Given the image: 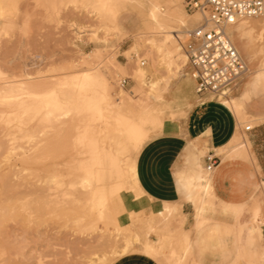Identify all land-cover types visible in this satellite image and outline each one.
<instances>
[{
    "label": "rangeland",
    "instance_id": "obj_1",
    "mask_svg": "<svg viewBox=\"0 0 264 264\" xmlns=\"http://www.w3.org/2000/svg\"><path fill=\"white\" fill-rule=\"evenodd\" d=\"M162 1L167 5L174 2ZM48 2L50 0H0V71L4 73L0 77V87L7 81H23L31 82L34 86L33 91L34 88L40 91L31 102L35 107L32 108L33 104L30 103L32 109L19 114L20 117L12 115L9 106L0 105V264H41V261L44 264H104L105 257L109 255V247L117 242L112 243V236L122 235L115 231L116 228L128 229L132 224L130 217L133 211L142 212L147 209L144 221L138 223L136 227L145 233L155 227V231L148 236L151 237L149 240L161 242L164 232L167 233V230L164 231L167 228L164 219L157 218L155 220L157 224L151 223L152 227L146 223L150 208L156 207L152 200L138 204L121 192L119 197L125 205L122 204L123 210L119 215H114L112 190L116 186L121 188L127 186L129 180L126 170L127 156L124 154L118 157L114 171L106 178H102L99 164L101 145L99 131L113 116L102 109V102L98 97L101 85L94 76L99 72L108 79V75L105 74L107 65L101 58L87 59L89 56L86 54L99 50L102 56L103 50L111 46L112 40H116L121 46L128 43L129 33L138 32L141 21L137 10L132 8L121 12L114 21L101 19L102 11H97L95 17L86 13L92 20L89 26L105 32L111 39L106 45L103 43L105 37L101 36L94 46H81L75 41L70 42L64 29L58 32L54 25L46 23L48 11L37 8L36 5ZM91 2L95 3L97 0ZM166 8L173 16V10L168 6ZM187 16L193 17L188 13ZM199 21L188 19L184 25L171 23V29L180 32L179 36L182 39L175 38L174 43L166 45V51L179 50L178 43L183 46L186 42L182 31ZM113 24L119 27V33L107 32ZM251 26L256 31L263 30L258 18L251 19ZM146 42L147 37L141 41V51L145 55H150V58L159 57V51L149 49ZM236 44L249 63L251 71L256 69L264 59V42L255 40L251 44L255 52L251 61L245 51V41L238 40ZM123 50L127 51L126 48ZM182 52L185 53L184 46ZM171 64V73L165 72V75L160 77L161 81L166 77L168 81L179 68L185 73L188 71L187 59H180L179 55L172 59ZM84 72L91 74L90 80L80 82L79 78L77 80L74 78ZM165 84H158L157 87ZM140 86L131 79V86L124 90L135 102L147 103L149 99L144 94V89L139 90ZM119 90L122 92L120 86ZM65 92L74 93V98L62 100V104L60 101L58 106H54L53 101ZM234 92H237V89ZM111 95L116 102L122 100V97L117 98L115 87L112 88ZM46 101L48 103L45 107ZM151 103L155 104V101ZM61 106H68L66 107L68 110ZM256 106H261L260 102L253 100V109ZM45 109L67 113H62L60 115L62 118L59 116L60 120L57 118L52 123L39 124L40 113ZM129 118H133V115ZM39 132H43V136L30 140L31 134L37 136ZM187 167L190 169L191 164ZM85 179L92 181L95 193L91 196L84 193L82 195L79 187H73V183ZM58 184L63 186L60 187ZM47 187L56 189L51 191L57 193L59 198L49 197ZM79 190L81 194L76 196L79 195ZM100 203H104V206H100ZM94 205L97 206L94 208ZM101 212L104 213V220L100 219ZM193 214L191 206L190 214H187L188 218L183 225L190 232L193 227L191 224ZM219 214L218 211L214 215L213 222L229 221ZM119 219L121 221H117ZM77 220L82 221L79 228L75 227ZM177 222L176 219L170 220V229L173 230L174 237L166 253H161L163 264H178L177 258L181 253L175 238ZM93 223L97 225L98 230H87ZM216 239V232L212 230L207 232V239L203 244L206 260L211 258L212 250L217 247ZM137 252L145 254L135 248L126 254ZM173 252L175 256L172 255ZM192 261L193 258H190L184 264H195Z\"/></svg>",
    "mask_w": 264,
    "mask_h": 264
},
{
    "label": "snow or ice",
    "instance_id": "obj_2",
    "mask_svg": "<svg viewBox=\"0 0 264 264\" xmlns=\"http://www.w3.org/2000/svg\"><path fill=\"white\" fill-rule=\"evenodd\" d=\"M209 3L215 6V15H208L206 12ZM36 7L48 11L46 23L54 25L58 32L64 29L68 40L75 41L81 46H94L101 36L105 37L103 43L106 45L111 39L105 32L89 26L92 20L86 13L95 17L97 11H102L101 19L114 21L119 14L118 10L121 9L143 10L146 7L153 9L148 22L152 25L153 35L160 41L159 57L150 58V55H145L141 51L142 31H133L129 33L128 43L121 46L116 40H112L111 46L103 50L102 56L100 52H94L87 58H101L107 65L105 74L108 75V79L99 72L94 76L103 87L106 100H111L108 93L113 87L118 93L117 98L123 97V92L119 90L122 78L132 79L143 86L144 94L149 98L147 103L141 101L150 117L147 126L143 119L135 123L129 121L135 128V135L125 148L129 180L126 187L116 186L112 190L114 215H119L123 210V201L119 197L121 192L138 204L152 200L137 179L138 165L144 175L154 178H158L163 169L169 177H175L180 198L174 203H165L162 206L157 203L155 206L163 209L158 212L160 218L176 219L183 223L185 220L183 211L190 212L191 206L195 205L197 228L201 227L200 222L209 210H219L225 219L231 221L230 224L223 226V230L229 236H236L235 249L229 251L222 243L218 244L212 250L211 258L202 259L199 264H264V220L260 221V228L257 229L255 224L259 214L256 213L251 221L253 224L251 228L247 224H241V217L254 199L255 193H264V133L255 147L250 140L251 132L256 125L264 129V68L261 69L260 75L249 83L243 94L237 91L234 93L236 98L225 94L219 96V106L228 119V131L222 140L217 137V126L212 119H206L195 131L190 129V122L194 116L216 106L217 96L207 94L203 90L192 95L187 85L184 90L177 91L179 99L171 100L170 103L155 95L157 85L167 82V77L164 81H161L160 77L165 75V72L171 73V61L179 55V50L166 51L165 46L171 44L168 27L170 23L184 25L188 19L203 20L204 23L198 25L194 35L203 36L209 41L214 35L217 44L232 51L229 49L231 36L238 31L250 29L253 17H257L264 26V0H258V3L249 0H227L222 8L219 6V0H205L204 3H196L193 0L191 5H186L184 0H174L169 5L174 15L167 20L158 17L156 5L146 6L142 0H121L118 3L111 0H97L95 3L91 0H50L48 3L37 4ZM186 9L193 13V17L187 16ZM252 9L254 10L250 11ZM165 16L167 17V13ZM205 28H208V31H204ZM107 32L119 33L120 29L113 24ZM261 36L264 38V32ZM133 41L135 43H132ZM147 43L151 48H157L155 39L148 40ZM125 48L127 51L123 50ZM232 55L235 57L236 53L232 51ZM3 75L4 73L0 71V77ZM224 79L226 81L224 86L231 83L226 74ZM153 100L155 104L151 103ZM253 100L260 102L259 111L253 109ZM49 117L51 113L46 119ZM43 134L39 132L37 136L30 137V140H36ZM176 137H179L180 147L173 149V144L177 142ZM189 164L194 166L201 180L198 186L199 195L197 188H194L187 179ZM83 184L89 185L90 179H85ZM146 213L147 209L132 212L130 217L132 224L129 228L116 229V232L122 235H117V242L109 247V255L105 257L104 264H117L118 257L134 248L144 251L153 258L149 264H163L162 243L158 240L153 244L148 239L153 230L149 229L145 233L136 227L145 219ZM100 219H105L103 212ZM111 219L112 215L109 216V220ZM81 225L82 221L75 222L76 228ZM87 230L97 231V225L93 223ZM245 231L246 240L243 239ZM172 255L175 256V252ZM41 264L44 262L41 261Z\"/></svg>",
    "mask_w": 264,
    "mask_h": 264
},
{
    "label": "bare ground",
    "instance_id": "obj_3",
    "mask_svg": "<svg viewBox=\"0 0 264 264\" xmlns=\"http://www.w3.org/2000/svg\"><path fill=\"white\" fill-rule=\"evenodd\" d=\"M111 2L118 3V2H121V0H111ZM142 2L146 6L156 5L158 8L157 15L161 19L167 20L168 18L172 17V14L166 8V6L169 7V4L168 5L164 4L162 0H142ZM2 10H4V7H2ZM125 10H127V9H121V10H118V12L120 14L121 12H123ZM152 11H153V9L151 7H146L143 10H137L138 16H139L140 21H141V24H139L140 26H138V28H139L138 32L142 31V36L147 37V41L155 39L157 41V48H155V49L158 50L159 46H160V41H159L158 37H155L153 35L152 25L148 22V17L150 16ZM165 13H167V17L165 16ZM168 27H169V36L171 37V43H174L175 38H177L176 30L171 29V23L168 25ZM262 29H263L262 32H264V26H262ZM255 31H256L255 29H249V32L239 31L241 36H244V38H245V36L248 37V53L251 57H253V55L255 54V52H253V49L251 48V44H253V42H255V40H257V41L259 40V41H261V43L264 42V38H262V36H261L262 32L256 34ZM145 37H143V38H145ZM145 44L147 45V47H149V49L153 50V48H151V46H149L147 42ZM165 47H167V46H165ZM177 47L179 49V58L184 59V60L187 59L186 54L184 52H182L183 46L181 45V43H178ZM95 52H99V50H96ZM86 55L90 56L91 54H86ZM187 67H188V64H187ZM262 68H264V59L260 62L257 69H254L251 71L250 66H249V69H248L246 76L239 83V85L237 87V91H239L242 83L245 81L244 85L240 91V93L243 94V91L248 88L249 83L260 75ZM183 71H182V68H179L175 72V74L172 75L171 78L166 82L165 86H162V87L158 86L157 87L155 95L160 96L161 98H163L164 100H166L170 103L171 100L179 99V97L176 95V93H177V91L184 90L186 85L189 86V90L191 91V94L194 95L193 86H192L193 85L192 79H191L190 75L188 74V71H187V73H185ZM248 76H252V77H251V79L246 80L248 78ZM74 78L76 80L79 78L80 82L81 81H88L91 78V74L84 72V73H82L81 76H75ZM194 83H195V81H194ZM32 86L33 85L31 84V82L30 83L29 82L26 83L23 81H7V82H5L0 87V105H6L7 107L9 106L11 109L10 113L12 115H15V116H19V114L28 112V109L31 110L32 108L35 107V104L31 103V102L33 101L32 99H35L37 94L39 95V93H37V92H40V91H37L36 88H34V91H33ZM100 88L101 89L98 92V97L100 98V100L102 102V109L108 115L113 116V118H111L109 121H107L100 128V131H99V141L101 143V145L99 144L100 145L99 146L100 171H101L102 178H106V177H109V175L114 171V167L117 165L118 157L125 154V148H126L127 143L135 135V128L133 127L132 124L129 123V121H132L133 123H135V122L143 119V121L145 122V125L147 126V124L150 121V117H149L148 113L144 110L145 105H143L141 103V101L135 102L132 97L127 96V93L123 88L120 87L122 89L121 91L124 93L122 100L120 102L114 101V99H113L114 96L112 97L111 91L108 93L111 100L110 101L106 100L104 89L101 86H100ZM143 89H144L143 86H140L139 90L142 91ZM35 90H36V92H35ZM234 93H236V92L229 90L227 92V95H232L233 98H236ZM22 95H24V96H22ZM74 95H75L74 93H70V92L61 93L60 95L57 96L56 100H54L52 104L54 106H58L60 104L59 103L60 101L62 104L63 103L62 100H70V99L72 100L74 98ZM30 103L33 104V107L31 106ZM47 103H48V101L45 102V107H46ZM30 107H32V108L30 109ZM63 107L66 108L68 106H63ZM41 108L42 107H40V109ZM66 110H68V109L66 108ZM1 112L3 113L5 111H1ZM49 113H51V117L46 119V117H48ZM62 113L63 112H60L56 109H45V111L44 110L41 111L38 122H40L39 124L46 123V122L52 123V122H54V120L56 121V119L59 118V116ZM64 113H67V112H64ZM114 115H116V116L114 117ZM130 115H133V118L130 119L129 118ZM22 118H23V116H22ZM59 120H60V118H59ZM41 127H44V126L42 125ZM46 127H48V126H46ZM32 136H34V134H31L30 137H32ZM83 181L84 180H79L78 182L73 183V185H75V188L79 187V189L82 191V195H83V193L85 195H90V196H91V194H94L95 192L92 189V181H90L89 185H84ZM200 183H201V180H200L199 175L197 174V183L194 186V188H197V195H199L198 186L200 185ZM40 190H37V191H40ZM51 190L55 191L56 189L53 190V189H49L48 187L46 188L47 195H49V197H52V198L57 197V193H55V192L52 193ZM80 190H79V195H76V196H80V194H81ZM56 192H58V191H56ZM58 194H59V192H58ZM64 194L67 195L66 193H64ZM57 198H59V197H57ZM261 199H263V198H261ZM165 203H169V202H162L161 206ZM100 204H99L100 206H104V203H100ZM260 204L261 203L258 201V203L255 204L256 206L254 205L255 207H253L254 209H252L253 212H252V215L250 216V218H245L246 215L244 216V214H245V212H244L243 216L241 217V224H247L248 227L251 228L253 226L251 221L254 219V214L258 213L259 217H258V219H256L255 226L257 227V229L260 228V221L264 220V218H261V216L263 214L261 215V213H260V211H261ZM96 206L97 205H94L93 207L95 208ZM193 206H194V221H195L194 229H193L194 231L200 230L202 227L207 225L214 218V215L216 213H218V211H219V210H216V211L209 210L203 217V221H206V223L201 221L200 222L201 227L197 228L196 226H197L198 221L196 219V207H195V205H193ZM162 210H163L162 207L161 208H157V207L150 208L149 216H148L149 218L147 217L148 220L146 223L151 225V223L154 222V224H155L156 223L155 220L157 218L164 219L167 222V223H165V224H167V228L164 230V231L167 230L166 231L167 236L164 232V235L162 236V241H161L162 246H163L162 253H164V252L166 253V250L169 247V244L171 242V239L174 237L173 236L174 234L172 233L173 230L170 229V220L171 219L160 218L158 216V212L162 211ZM182 215L185 217L184 222L180 223L178 221L177 222L178 225L176 226L177 227V229H176L177 233H176L175 238H176V242L178 245V249L181 253V255L178 256V258H177V262H178V264H184V262L186 263V261L188 259L193 258L194 263L199 264V260L195 257L194 252H193L191 232L183 227L187 216L184 212L182 213ZM117 221H121V219H119ZM113 222H114V220H113ZM114 223H116V222H114ZM160 223H159V225H160ZM230 223H231V221H230ZM116 224H118V223H116ZM143 224H144V222H143ZM148 224H147V226H148ZM145 225H144V227H145ZM159 225H158V227H159ZM147 226L145 227L146 229H147ZM140 227H141V225H140ZM151 227H152V225H151ZM153 230L155 231V227H153ZM158 230L160 233L161 229L159 228ZM147 232H148V230H147ZM108 235H110V234H108ZM117 235H119V234H115L113 236L110 235V236H112V239H111L112 243H113V241H116ZM233 236H234V242L236 243V236L235 235H233ZM150 238L151 237H149L148 239H150ZM243 239H245V240L247 239V231H245V235H244ZM108 242L110 243V241H108ZM115 243H113V244H115ZM151 243L156 244V242H154V241H151ZM166 256H167V254H166Z\"/></svg>",
    "mask_w": 264,
    "mask_h": 264
},
{
    "label": "crops",
    "instance_id": "obj_4",
    "mask_svg": "<svg viewBox=\"0 0 264 264\" xmlns=\"http://www.w3.org/2000/svg\"><path fill=\"white\" fill-rule=\"evenodd\" d=\"M250 29H255V28L251 26ZM243 31L249 32V29H245ZM238 32L234 33L232 35V38L235 41V43H237L238 40L245 41V51L248 53V37L245 36L244 38V36H241L240 32L239 33ZM255 32L257 34L260 31H255ZM238 49L241 52V49L239 47ZM247 55L250 57V61L253 60V57H251L249 53ZM251 77L252 76H248L246 80L251 79ZM244 82L242 83L239 89V92L241 91V88L243 87ZM192 84H193L192 86H193V91L195 95L196 82L194 83L193 79H192ZM260 107L261 106H256L254 110L259 111ZM206 119L213 120V122L217 126V137L218 139L222 140L228 131V119L225 113L221 111L218 99H217L216 106L212 107L209 110H206L204 113H199L192 118L190 122V129L192 131H195L205 122ZM262 133H264V129H262L259 125H256L254 129L252 130L250 140L254 147L259 142ZM175 139L177 142L173 144L172 146L173 149L180 147L179 137H176ZM225 174L226 175L228 174L227 169L225 171ZM137 179L140 181L141 185L144 187V190L148 192L149 196L152 197V201L156 204L158 203L161 205L162 202L174 203L176 200L180 198V193L177 190V183H176L175 177H169L166 173H164L163 169L161 170L160 176L158 178H154V177H149L147 175H144L142 169L138 165L137 166ZM187 179L192 183L193 187L197 183V173L195 172L194 166L192 165L189 169V175L187 176ZM262 200L264 201V193L256 192L254 199L250 202L248 209L245 211V214H244V216L246 215L245 218H250L253 212L252 209H254L253 207L256 206L255 204L258 203V201L261 203L260 213L261 215L263 214L261 218H264V202ZM192 207L194 210L193 205ZM185 214L187 216V214H190V212H187ZM189 218L191 217L189 216ZM213 221H214V218L207 225L202 227L200 230L194 231L193 229H194L195 221H194V214H193L192 223H191L193 225L192 230H191L192 247H193L194 255L199 260V262L202 259L206 260L203 244L205 243L207 239L208 231L212 230L217 233L216 245L222 243L229 251H233L235 249L236 243L234 242V236H229L225 234L223 230V226L225 224H230V221L222 220V221H218L217 223ZM197 241H199V243H197ZM152 259H153L152 257H149L139 252L129 253V254H126V255H123L117 258V264H149V262Z\"/></svg>",
    "mask_w": 264,
    "mask_h": 264
},
{
    "label": "built area",
    "instance_id": "obj_5",
    "mask_svg": "<svg viewBox=\"0 0 264 264\" xmlns=\"http://www.w3.org/2000/svg\"><path fill=\"white\" fill-rule=\"evenodd\" d=\"M196 3H204L205 0H195ZM227 0H219V6L222 8ZM252 3H258V0H249ZM193 0H185L186 5H191ZM254 9L250 10L253 11ZM189 15L193 13L186 9ZM208 15H215L216 8L212 3L208 4L206 9ZM257 18V17H253ZM204 21L200 20L190 28H185L182 31V36L186 38V42L183 45L185 54L187 56L188 74L196 82L195 91L203 90V92L218 97L221 94L227 95L229 90L234 91L237 89L239 83L246 76L249 63L238 49L235 41L231 36L229 43V49L236 53L235 57L232 55V51L223 48L222 45L217 44L216 37L213 35L209 41L203 36H196L194 32L198 25L203 24ZM204 31H208L205 28ZM178 38L179 32L176 31ZM217 50L219 55H217ZM239 66V67H238ZM225 74L231 83H227L224 79ZM243 74V75H242ZM119 86L123 89H128L131 86V79L122 78Z\"/></svg>",
    "mask_w": 264,
    "mask_h": 264
}]
</instances>
